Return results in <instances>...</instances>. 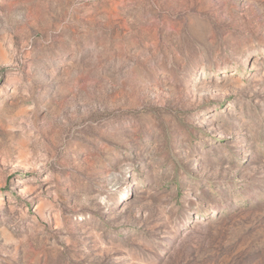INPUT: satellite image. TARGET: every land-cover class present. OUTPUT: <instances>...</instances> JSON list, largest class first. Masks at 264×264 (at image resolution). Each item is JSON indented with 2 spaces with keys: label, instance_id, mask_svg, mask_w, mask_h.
I'll return each mask as SVG.
<instances>
[{
  "label": "rangeland",
  "instance_id": "374dc122",
  "mask_svg": "<svg viewBox=\"0 0 264 264\" xmlns=\"http://www.w3.org/2000/svg\"><path fill=\"white\" fill-rule=\"evenodd\" d=\"M0 264H264V0H0Z\"/></svg>",
  "mask_w": 264,
  "mask_h": 264
}]
</instances>
